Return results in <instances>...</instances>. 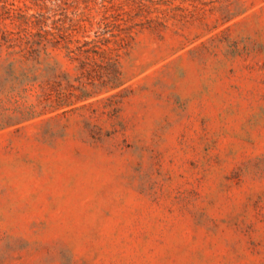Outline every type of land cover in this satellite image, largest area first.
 <instances>
[{
  "label": "rangeland",
  "instance_id": "374dc122",
  "mask_svg": "<svg viewBox=\"0 0 264 264\" xmlns=\"http://www.w3.org/2000/svg\"><path fill=\"white\" fill-rule=\"evenodd\" d=\"M0 264H264V0H0Z\"/></svg>",
  "mask_w": 264,
  "mask_h": 264
},
{
  "label": "trees",
  "instance_id": "16d2710c",
  "mask_svg": "<svg viewBox=\"0 0 264 264\" xmlns=\"http://www.w3.org/2000/svg\"><path fill=\"white\" fill-rule=\"evenodd\" d=\"M118 7L111 2L106 3L105 1H102L97 9H94V7H85L84 11H81L80 13L74 11L72 14L66 16L65 22L59 30L64 32V35H62L64 36V39L66 38L72 43L75 36L81 32H86L87 28L93 27L95 24L93 20L97 18L96 16L101 17L99 23L105 27H108L111 22L116 23L120 15ZM94 13L96 14L94 15ZM128 14L130 15V13ZM20 25L23 33L15 38L17 42L16 46L29 47V51L31 52H37L42 47L46 48L48 43L53 42V39H50L49 35L56 36L55 32L44 29V21L41 19H23L20 20ZM115 26L119 28L118 25ZM9 36L7 35V42H10ZM8 46H10V44ZM68 49H70L69 51H73L69 46ZM77 49L81 50V46H78Z\"/></svg>",
  "mask_w": 264,
  "mask_h": 264
}]
</instances>
